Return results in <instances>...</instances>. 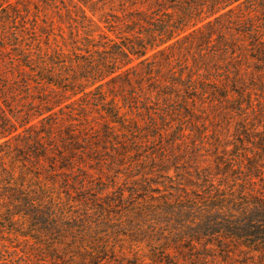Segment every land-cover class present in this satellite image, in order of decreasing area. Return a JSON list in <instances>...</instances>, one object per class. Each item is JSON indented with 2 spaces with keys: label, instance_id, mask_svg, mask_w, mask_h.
<instances>
[{
  "label": "trees",
  "instance_id": "16d2710c",
  "mask_svg": "<svg viewBox=\"0 0 264 264\" xmlns=\"http://www.w3.org/2000/svg\"><path fill=\"white\" fill-rule=\"evenodd\" d=\"M64 1L56 18L0 5V34L22 28L2 46L20 75L0 70V264L17 249L2 235L38 264H264V0ZM61 23L69 50L50 38Z\"/></svg>",
  "mask_w": 264,
  "mask_h": 264
},
{
  "label": "rangeland",
  "instance_id": "374dc122",
  "mask_svg": "<svg viewBox=\"0 0 264 264\" xmlns=\"http://www.w3.org/2000/svg\"><path fill=\"white\" fill-rule=\"evenodd\" d=\"M43 1H47L48 3H51L52 2V4H50L49 7H46L44 4H42ZM79 1H81L79 3H83L82 1H84V0H79ZM10 3L13 4V7H9V8L10 9L11 8L18 9L19 12L24 9L23 6H22V4L29 3V6L30 7H29V13H28V15L31 14V13H33V12L35 13V8H34L35 6H34V4H39L38 5L39 6V10L42 11L40 13V16L43 14V12H45V13H48L49 15H51L54 18H56V16H55V11L56 10L55 9H57V7L60 8L61 6L65 7L66 4H67L66 1H64L63 4H61V0H0L1 7H4L5 5H8ZM10 9L7 8L6 10L9 11ZM103 9H104V11H106L108 13H112L114 11L113 10V11L110 12V10L107 9V8H103ZM61 11H63V8H62ZM100 11L101 10H99V12ZM25 19H26V17H25ZM29 19L30 20L32 19L31 16H29ZM96 19H97V16H96ZM0 20H1V18H0ZM23 20H24V18H23ZM55 21H56V19H54V23L56 24ZM26 22H27V20H25V24H23V26L26 28V32L28 33V30H29L30 25H29V22H27V23ZM60 25H61L60 27H58V28L55 27L51 31L50 38H52V37L54 38V36H55V38H56L55 41L57 42V44H59L60 46H62L63 44H62L61 38L59 36V35H62L63 38H65V40H66V43H65V46L63 47V49L69 50V49H71V44H70V41L68 40V37H69V31H70L71 28L68 27V23L67 24L61 23ZM20 28H21V19L20 18H17L16 19V22L10 23L8 25H5L4 33H1L0 34V70H1V75H5V77H7L6 78L7 81H11V79H13L11 75H20V73L18 72V70L15 69V72L13 71L14 74H11L12 71L9 70V68L6 67L8 65V63H9L8 62L9 59H8L7 56H5L6 55V52L2 48V46H4V40H3V38L5 39V37H6L7 34H10V32H14L15 29L18 30ZM236 28L237 29H241V27H239V26H237ZM244 29H246V28L245 27H242V30H244ZM7 30H8L9 33H7ZM72 31H73L74 34L76 33L74 30H72ZM19 34L25 35V33H23V32H19ZM79 34H80V36H82V33L81 32H79ZM26 36H29V35H26ZM36 38H37V36H36ZM39 38L40 39H44L43 36H39ZM53 38H52V40H53ZM55 41H52V44H51V47L52 48L56 44ZM41 45L43 46L44 44H41ZM77 45H78V47L82 48V42H81V40H79V42L77 43ZM8 48L9 47L6 46V49H8ZM188 55H189V53H188ZM187 57H188L187 61L190 62L191 61L190 56H187ZM180 65L181 64L179 62H176L173 66L177 68ZM212 76L215 79H218V78H221L223 75H212ZM229 76H231L232 79H233V75H229ZM247 76H252V75H242V78H243L242 80L245 81V79H246ZM259 76L261 78H264V75H259ZM253 77H257V76L254 75ZM215 83H217V82H215ZM230 85H231V83H230ZM25 100L26 99L25 98H22V96H21V98H18V105L17 106L15 105L14 107H12L8 111V114L11 116V119L12 120H14V117L19 116V114H17V113H21L22 111H24L25 105H26V101ZM85 100H86V98L83 97L82 101H85ZM119 100L121 101L120 98H119ZM68 111H69V107L67 109L64 108V109H60V110H58V108L55 109V112H56L55 114L56 115H55V117H52L51 120H53L54 122L59 123L60 125H63V121L61 120V117L60 116L65 115V114L69 115V112ZM74 117H75L74 119H76L77 121L74 122L75 125H72V128L73 129L80 130V129H82L81 124H84V125L87 124V123H83L82 119L80 120L79 117H76V116H74ZM90 117H92L96 121V122H93V123L91 121L92 125L90 126V128L87 129L88 139L93 140L96 137H98L97 132L94 131V130L96 129V123H99L101 118L99 117L98 112H94V111L92 112L91 110H90ZM238 125H239V121H237V118L236 117H234L233 119H230L228 122L221 123V128L222 127L224 128V130H222V132H224V137H223V141L221 139V143H225L227 145H230V147H231L232 141H234V139L237 138V136H235L238 133L237 131L241 129ZM207 130H210V133L207 136L208 138L205 139V141H206V148L210 149L211 143H213V140L215 139L214 138L215 134L213 133V131H212L211 128H207ZM186 134L189 135V131L186 130L184 138L187 136ZM229 135H231V136H229ZM82 143H84V141ZM109 147L110 148H113L114 146L113 145H110V144H107V150L109 149ZM97 165L98 164H95V165L92 164V167H96ZM122 171H123L122 173H125L124 172L125 169H123ZM83 173H88L85 170V168H78L77 170H73V172H71V171H58L56 174L58 176L57 178H59V179L62 180V182H60V185L63 186V187H66V186H71V185L73 186V184H74L73 181H76L77 184L79 185L78 182H81V181H83L85 179L84 177L86 175L84 176ZM98 174L99 173L98 172H95V171L93 173L91 172V177H93V180H95L94 181L95 182V184H94L95 189H97L98 187H101V186H105V184H106V183H104L102 181V180H104L103 178H102V180H97V176L98 177L100 176ZM63 180L66 181V182H63ZM105 181H107V180H105ZM76 188H77L76 190L79 191V187L76 186ZM60 191H62L64 193L65 192V189L61 188ZM87 192L90 193L91 195L92 194H95V192L91 191L90 189ZM2 239L9 240L11 243H14L17 246V249H15V251H14L13 248H9L8 247L9 244H5L7 246V249H6L5 252H3V255H5V257L6 256H8V257H10V256L11 257H14V262L12 264H35V263L38 264V262H35V261L27 262L29 260H27V258L25 256H23L22 253H21L22 250H23V245H21V243H19V242L16 243L13 239L8 238L6 235L5 236L2 235ZM14 244H10V245H14ZM220 264H222V263H220Z\"/></svg>",
  "mask_w": 264,
  "mask_h": 264
}]
</instances>
